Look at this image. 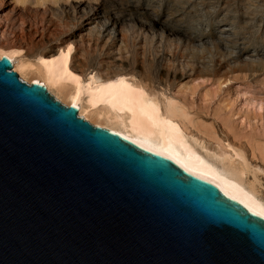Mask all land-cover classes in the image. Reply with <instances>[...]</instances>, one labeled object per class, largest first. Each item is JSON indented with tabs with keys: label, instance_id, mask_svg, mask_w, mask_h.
I'll use <instances>...</instances> for the list:
<instances>
[{
	"label": "water",
	"instance_id": "water-1",
	"mask_svg": "<svg viewBox=\"0 0 264 264\" xmlns=\"http://www.w3.org/2000/svg\"><path fill=\"white\" fill-rule=\"evenodd\" d=\"M0 60V264H264V218Z\"/></svg>",
	"mask_w": 264,
	"mask_h": 264
},
{
	"label": "bare ground",
	"instance_id": "bare-ground-1",
	"mask_svg": "<svg viewBox=\"0 0 264 264\" xmlns=\"http://www.w3.org/2000/svg\"><path fill=\"white\" fill-rule=\"evenodd\" d=\"M10 6L0 2V60L9 58L22 81L44 84L62 104L78 107L84 120L217 182L226 196L264 218L263 169L253 165L243 149L225 146L219 139L209 147L214 133L196 123L179 102L149 87L144 72L138 75L134 70L136 60L147 65L167 59V72L174 77L204 74L213 67L211 57L188 55V60L178 62L168 51H157L163 38L153 39L149 46L138 39L133 46L125 31L108 24L101 27L94 10L68 9L70 23L47 14L21 23ZM257 151L264 162V146Z\"/></svg>",
	"mask_w": 264,
	"mask_h": 264
},
{
	"label": "rangeland",
	"instance_id": "rangeland-1",
	"mask_svg": "<svg viewBox=\"0 0 264 264\" xmlns=\"http://www.w3.org/2000/svg\"><path fill=\"white\" fill-rule=\"evenodd\" d=\"M3 1L11 4L9 11L18 12L21 23L46 14L70 23L68 9L94 10L101 27L125 31L133 46L138 39L149 46L163 38L156 50L168 51L178 62L211 57L213 67L204 74L174 77L167 72V59L150 65L136 60L134 70L144 72L149 87L179 102L196 123L214 133L209 147L219 139L225 146L241 148L264 171L257 151L264 146V0ZM135 79L144 80L137 75ZM261 179L264 185V172Z\"/></svg>",
	"mask_w": 264,
	"mask_h": 264
},
{
	"label": "snow or ice",
	"instance_id": "snow-or-ice-1",
	"mask_svg": "<svg viewBox=\"0 0 264 264\" xmlns=\"http://www.w3.org/2000/svg\"><path fill=\"white\" fill-rule=\"evenodd\" d=\"M256 215H261V213H256Z\"/></svg>",
	"mask_w": 264,
	"mask_h": 264
}]
</instances>
